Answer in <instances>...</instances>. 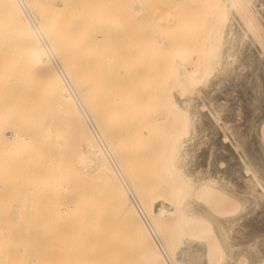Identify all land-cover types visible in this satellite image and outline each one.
Masks as SVG:
<instances>
[{
	"label": "bare ground",
	"instance_id": "6f19581e",
	"mask_svg": "<svg viewBox=\"0 0 264 264\" xmlns=\"http://www.w3.org/2000/svg\"><path fill=\"white\" fill-rule=\"evenodd\" d=\"M59 3L45 9L40 0H0V36L47 88L38 149L26 143L35 151L11 155L8 174L26 206L37 201L25 209L33 208L29 217L49 239L50 264H264V34L248 1L223 2L228 21L209 65L231 53L240 11L252 54L243 90L234 80L229 93L208 98L192 87L173 99L185 134L169 144L147 87L117 75L112 58L67 23V0ZM23 140V131H11L12 149Z\"/></svg>",
	"mask_w": 264,
	"mask_h": 264
},
{
	"label": "rangeland",
	"instance_id": "374dc122",
	"mask_svg": "<svg viewBox=\"0 0 264 264\" xmlns=\"http://www.w3.org/2000/svg\"><path fill=\"white\" fill-rule=\"evenodd\" d=\"M40 1L45 9L60 6L59 0ZM224 1L67 0L66 15L67 23L78 25L80 32L92 41L97 54L112 58L117 75L131 78L137 87H147L148 107L160 114L162 120L158 127L162 141L169 144L185 134L184 121L177 115L173 99L187 95L192 87L201 90L208 98L210 93L221 89L229 93L234 80L239 81L237 87L243 90L241 80L252 54L251 45L244 43L246 34H251L243 26L240 11H234L238 32L231 53L224 55L221 63L212 66L211 70L209 66L228 21L224 15L227 10ZM247 1L251 18L264 34V22L260 18L261 12L264 13V0ZM135 4L143 8L142 17L136 15ZM76 9L82 12L74 15ZM53 18L57 19V15ZM153 30L163 39L164 48L183 65L184 77L174 74L172 58L164 48L155 46ZM256 45L259 46L258 42ZM14 46L15 43L0 36V264H50L46 247L49 239L44 233L41 236L43 228L38 229V218L34 216L36 222L33 216L29 217L33 208L26 211L31 203L36 208L37 201L28 198L26 201L31 202L26 206L25 200L11 186L8 174L11 155L26 152V149L28 152L32 148L38 149V126L49 117V100L43 99L47 88L45 83L41 85L45 81L37 77L38 73L36 75L22 66ZM208 71L210 73L206 74ZM25 121L28 133L23 127ZM12 130H21L27 137L16 150L9 143ZM26 143L28 148L34 147L28 149ZM197 151L201 152L200 149Z\"/></svg>",
	"mask_w": 264,
	"mask_h": 264
}]
</instances>
